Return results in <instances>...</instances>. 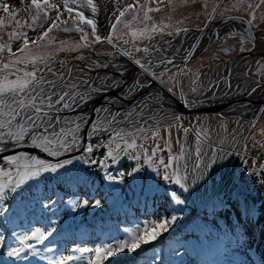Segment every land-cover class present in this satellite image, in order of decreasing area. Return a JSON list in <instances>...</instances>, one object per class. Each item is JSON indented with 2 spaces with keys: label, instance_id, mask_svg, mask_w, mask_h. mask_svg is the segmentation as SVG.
Here are the masks:
<instances>
[{
  "label": "rangeland",
  "instance_id": "1",
  "mask_svg": "<svg viewBox=\"0 0 264 264\" xmlns=\"http://www.w3.org/2000/svg\"><path fill=\"white\" fill-rule=\"evenodd\" d=\"M235 1L240 7H245L247 0ZM40 2L43 4V0ZM48 2L58 7L41 10L38 15L31 0H3L16 14L12 18L0 9V74L8 73L9 79H16L24 72L35 71L37 77L56 82L57 93L84 82L93 74H101L99 79L105 83L111 78L113 81L119 74L98 72L108 67L121 70V76L127 74V81L129 75L135 74L130 64L139 55H143L142 60L146 63L154 64V72H158L170 87L182 85V91L188 92L208 82L206 77L197 75L206 71L205 66H212L213 70H217V66L219 72L223 70L224 65L215 64L213 60L228 57V54L220 52V48L223 44L230 46L234 42L222 36L226 34L223 30L234 26L233 23H224L219 27L220 47L215 43L206 55L199 52L209 39H214V32L202 37L199 43L194 42L196 31L193 29L208 25L210 20L228 13L229 0H92V5H87V0H77L75 5L70 4L74 9L71 14L64 8L63 0ZM130 4L134 8L125 12ZM92 6H95V12ZM76 12H83L84 20H79ZM121 12H125L124 16L120 15ZM250 16L254 25L263 21L261 17L255 19L256 15ZM89 19L95 23V30L85 22ZM53 24L58 27H53ZM77 25L83 31L78 30ZM215 27L212 24L211 29ZM45 32H48L47 36ZM236 43L235 52L264 48L262 42L254 47L240 39H236ZM212 54L216 55L213 59L210 57ZM185 58L188 61L178 63ZM5 63L14 66L5 70ZM173 63L176 64L171 68ZM263 68L256 65L250 74L256 75ZM127 70H131L130 74ZM219 72L211 75L209 83L221 78ZM241 72V64L236 63L231 78H240ZM97 82L80 88L78 94L84 96L83 101L76 97V103L69 98L66 102L72 105L71 108L79 107L88 100L85 94L98 87ZM140 82L143 84L146 80ZM240 85L237 93L247 90L246 83ZM45 88L51 91L46 85ZM132 90L128 89L123 95ZM145 100L147 102L148 99ZM118 101L125 103L120 99ZM145 105L149 115L134 118L113 129L133 131L136 126L158 128L160 138L141 139L145 135L141 133L138 134L137 147L127 148L124 140L114 138L112 130L91 137L79 153L47 159L55 163L74 158L73 165L58 170V174L42 173L41 177L28 181L23 186L22 196L7 192L4 203L14 206L8 212L21 208L27 210L29 216L23 219L27 224L23 234L18 233L20 229L9 221H1L6 232L0 237V264H19L21 257L23 264L28 261L29 255L42 264L45 256L50 258L49 264L69 256L79 259L68 260L66 264H91L96 259L95 249L106 248L123 239L130 240L135 230L149 226L153 221L170 220L173 215L177 217L175 222L170 223L166 231H161L155 240L142 244L136 251L120 252L99 264H264V110L257 116L249 114L246 117L200 113L197 120L191 115H182L177 122L176 114L160 113L153 105ZM155 113L158 115H153ZM109 115L111 113H108L107 122L112 121L114 116ZM115 117L117 120L118 115ZM67 119L75 120V117ZM185 128L189 129L187 134L183 131ZM198 134L202 152L206 154L205 162L214 152L218 157H225L223 163L226 167L218 160L211 168L205 169L201 165L200 169L194 170L197 161L193 157L188 161V177L180 183L175 177L163 180V166H159V174L153 172L159 161L153 157L156 162L150 165L145 149L150 154L156 144L164 148L165 142L170 139L172 153L166 149L157 153V156H164L167 162L168 156L178 153L181 145L186 150L194 147ZM76 135L79 141V132ZM125 139L131 140L130 137ZM117 143L120 149L116 148ZM89 145L92 147L90 153L86 151ZM109 146L115 159H105ZM31 155L40 156L37 153ZM135 156H139V160ZM5 162L0 161V166H4ZM9 167L14 168L12 165ZM133 169L139 171L133 172ZM109 175L115 179L109 180ZM50 184H53L51 188L48 187ZM60 185L63 188L56 192H61V196H52L44 201L50 204L43 208L52 213H49L51 217L34 215L36 198L48 189L52 192L47 195H52L55 187ZM177 198L184 203H177ZM96 200L100 201L98 206L95 205ZM52 201H55L54 205ZM36 229L44 235L39 241L43 252L34 246L38 242L37 237L32 236ZM10 234L18 238L27 235L29 239L23 245L31 244L34 248L24 247L19 258L8 256L4 246ZM51 242L55 246L48 247Z\"/></svg>",
  "mask_w": 264,
  "mask_h": 264
},
{
  "label": "snow or ice",
  "instance_id": "2",
  "mask_svg": "<svg viewBox=\"0 0 264 264\" xmlns=\"http://www.w3.org/2000/svg\"><path fill=\"white\" fill-rule=\"evenodd\" d=\"M264 2V0H262ZM32 6H34L38 15L41 10H46L47 8H57L56 4H49L48 0H43L41 4L40 0H31ZM77 0H63L64 8L69 14H71L74 9L71 5H75ZM87 5H92V0H87ZM86 5V6H87ZM134 8V5H128L125 8V12ZM0 9H3L4 12L8 14L9 17L14 18L15 12L10 11L7 4L3 3V0H0ZM27 10V9H25ZM93 12L96 11L95 6H92ZM125 12H121L120 15L124 16ZM76 17L79 20H84L83 12H76ZM37 17H34L33 20H37ZM85 22L92 26L95 30V23L92 20H85ZM53 27H58V25L53 24ZM78 30L83 31L77 25ZM51 31V28L48 29ZM11 35V34H10ZM45 36L48 35V32L44 33ZM86 39V37H85ZM97 40L100 37H96ZM5 47H7L5 45ZM27 47V43L25 44ZM139 63V61H137ZM11 63H5L3 68L5 70L13 67ZM45 85L48 86L51 91H47ZM57 85L54 81H45L43 77H37L35 71L24 72L23 76H17L16 79H9L8 73L0 74V129H6L7 131H0V141H4L5 138H8L11 141H14L17 145L21 141H25L26 138L30 139L33 147L40 149L43 153H47L51 157H60L63 153L71 151L72 147L77 144V135L82 122H86L85 118L76 117L75 120H68L59 115L63 109H69L72 105L66 102V98H69L76 103V96H79L80 101L84 100V96L76 94L75 96L69 92L57 93L55 91ZM59 106V107H58ZM97 111H100L99 109ZM116 117H112V121H115ZM175 120L179 122L181 117L176 116ZM13 121H16L13 126ZM79 121V122H77ZM110 121L109 123L111 124ZM142 123L146 124V121ZM65 125H74L72 127H65ZM95 130V125L93 126ZM114 138L124 140L127 148L137 147V138L138 134L144 133L145 135L141 136V139H154L159 137V129L144 128L136 126L133 131L125 130H116L112 129ZM184 133L187 134L189 129L185 128ZM68 137H71L69 140ZM125 137H130L129 142ZM116 148L120 149V144H116ZM172 153L171 140L165 142L164 148H161L159 144H156L155 147L151 149L150 154H147V149H145V154L147 155V161L151 165L156 161L153 160V157H157L159 165L157 168H153V172L159 174V166H163V180H170L172 177L176 178V182L180 183L182 180H186L188 177V161L193 157L196 159L194 164V170L201 168V165L205 169L211 168L212 165L217 164L218 160L221 162L222 166L226 167L224 164V156H217L216 153H212L207 162H205V155L202 152L200 135L198 134L195 140V146L191 147L190 150H186L184 145H181L180 151L175 154L168 156L167 162H165L164 156H157V153L163 152L164 150ZM4 147H0V152L4 151ZM124 149H121L123 151ZM87 152L92 151L91 145L86 149ZM226 155V154H225ZM108 157L113 156V149L109 146L107 153ZM135 159L139 160V156H135ZM9 165L13 167H4L0 166V204L3 203L7 192L23 195V186L27 184L28 181L33 180L34 178L41 177L42 173H57L60 169H66V166H71L74 163V158H65L59 160L55 163L42 158L40 156H33L26 152H20L18 154L8 155L3 157ZM82 159V157H81ZM183 162V163H182ZM103 163V162H102ZM181 169H183V175H181ZM139 169H133V172H138ZM14 172V175H13ZM133 173H129L132 175ZM67 175V172H66ZM123 175V174H121ZM109 180L115 179V177L109 175L107 177ZM147 179V178H145ZM195 182V180H193ZM7 190V191H6ZM185 190L187 186L185 185ZM173 197L176 196L175 193H171ZM177 203H184L183 200L176 199ZM87 204V201L84 202ZM52 204H55V201H52ZM100 201L96 200L95 205H99ZM8 208L0 207V212H6ZM177 217L173 215L171 219H162L160 221L150 222L149 226H145L142 229H137L132 233L131 239H123L118 241L115 244L108 245L106 248H97L95 249L96 259L91 261V264H99L100 261L118 255V253L127 251H136L140 248L142 244L150 243L152 240H155L157 236L160 235L161 231H166L167 226L170 223L175 222ZM156 229H159L158 231ZM54 231V229H53ZM51 235V232L48 233ZM33 237H37L38 241H42L44 238L43 233L40 229H36L32 233ZM29 237L24 235L21 237V244L28 240ZM34 248L33 245L27 244L23 245L20 248H10L7 252V255L17 258L20 257V252L23 251V248ZM51 251V249H46ZM83 251H90L89 249H83ZM27 258V257H25ZM79 259V257H64L60 260L53 261V264H66L68 260Z\"/></svg>",
  "mask_w": 264,
  "mask_h": 264
},
{
  "label": "water",
  "instance_id": "3",
  "mask_svg": "<svg viewBox=\"0 0 264 264\" xmlns=\"http://www.w3.org/2000/svg\"><path fill=\"white\" fill-rule=\"evenodd\" d=\"M228 19H234L245 22L247 24V31L249 35H242V37L254 41L253 30L250 27L248 20L244 16L230 15L228 17H225L223 20ZM242 54L239 55L241 56ZM120 71L121 70H116L111 67H108L106 69H100L98 72H104L105 75L107 72H113L119 75L113 81V78H111L110 82L105 83V87H99V85L98 87H94L92 91L97 90V92L91 93L92 91H90V98H88L87 101L85 100L79 107L63 109V111L59 113L60 116L65 118L82 117L85 118L86 121L81 123V127L78 131L81 135V138H79L77 144L72 147L71 151L65 152L63 156L67 157V155L79 153L81 150L84 149L85 142L87 139L109 132L113 128L118 127L120 124L127 123L130 121V119L124 118V114H121L120 112V118L115 122H112L111 124H98V121L102 120L103 115L107 111H114L115 113H117L118 109L126 112H132V110L140 104H148V107L150 105H153L158 110V108L161 109L162 107H170L171 103H173V107L171 109L172 112L187 115L191 114L196 119H199L198 115L200 113H218L224 117H236L237 112L241 110V106L243 107L247 104L253 103L261 105L264 102V94L257 97L254 96L252 93H249V91H242L241 93L235 92L234 83L236 80H231L230 74L228 73L229 71H226V73L221 79L209 83L205 86L198 87L184 94H181L179 92L174 93L166 89L165 87L160 86L165 95L159 98L155 97L154 101L147 103L145 99H149L148 96L151 94L154 95V92L152 90L153 84L157 82L152 81L148 84H139L136 82L138 78H135L132 82L121 81L120 78L122 77V74H120ZM127 71L131 72V70ZM99 76V74H93L84 82L78 83L69 88L68 90H62L60 93L69 92L72 95H76L80 91V88L87 86L90 87L91 83L95 84L96 80L100 78ZM130 88H133V90L129 92V94L123 95L124 92ZM221 91L223 92L221 93V95H219ZM119 99L125 101L126 104H120L118 101ZM98 109L100 111H97ZM71 113L74 115H72ZM147 115L149 114H145V116ZM153 115H158V113H155ZM15 123L16 121H13V126L15 125ZM94 125L95 128L102 130L96 133L93 132ZM67 127H72L73 130H75L74 125ZM0 131L7 130L0 129ZM77 145H80V148H77ZM0 147L5 148L4 151L0 152V161L4 160L3 157L5 156L18 154L20 152H26L29 154L37 153L40 156L49 160H54L55 158H57L51 157L47 153H43L40 149L33 147L30 139L28 138H26L25 141H21L19 145H17L14 141L5 138L4 141H0Z\"/></svg>",
  "mask_w": 264,
  "mask_h": 264
},
{
  "label": "flooded vegetation",
  "instance_id": "4",
  "mask_svg": "<svg viewBox=\"0 0 264 264\" xmlns=\"http://www.w3.org/2000/svg\"><path fill=\"white\" fill-rule=\"evenodd\" d=\"M229 11L226 14L221 15L218 18H214L212 20H210L208 22V25H205L203 27H196L195 30L196 31V38L194 40L195 43H199V41L202 39V37L206 36L208 33L210 32H214V39H209L207 41V43L205 44L204 48L202 49V51L199 52L200 55H206L209 50L212 48V46L216 43L217 45H219L220 47V42H221V38L219 36V30L222 26V24L224 23H233V25H231V28L229 29H225L223 30L226 34L222 35L224 36L226 39L227 38H231L234 40V42L230 43V46H228L227 44H223V47L220 48V52H223L225 54H228V57H219L216 61V59L213 60V62L215 61V64H223L224 68L221 72H219V68H217V66L215 67V69L217 70H213L212 66H205L204 69L206 71H201L200 73H197V75H199V77H206L208 82H206L205 85L209 84V80L211 79V75L215 72H219L221 74V78L224 76V74L226 73V71H229L228 73L230 74V78L232 75V71H233V67L235 66V64H241L242 66V72L239 73L241 76L236 77L235 78V83H234V88H235V92L236 90L239 89V87L241 86L240 84L242 83H246L247 84V90L249 91V93H252L254 96H261L264 94V70H262L260 73H257L256 75H251L250 74V70L253 69L256 65H260L262 67H264V48L262 49H253V48H249L247 50H243L240 52H235L233 51L234 46H237L236 43V39H240L246 43H250L252 45V47H254L256 44L257 46L262 44L264 45V2H262V0H247L246 1V5L244 6H239L237 1L235 0H229ZM230 15H240V16H244L249 24L250 27L253 30V34H254V41L245 39L242 37V35H249L248 31H247V24L243 21H239V20H234V19H228V20H223L225 17H228ZM250 15H256L255 19H257L256 17H261L263 20L259 25H254V23L251 21V16ZM212 24H214L216 27L212 28ZM260 26V27H259ZM258 36H261V38L259 39ZM224 39V38H223ZM259 40V41H258ZM262 42V43H261ZM226 45V46H225ZM238 47V46H237ZM244 53V54H242ZM239 54H242L241 56ZM216 55L212 54L210 55L211 59L215 58ZM255 57L259 58L254 59ZM251 58V59H250ZM134 63L130 64L132 65L131 67L134 68L133 71L135 72L136 76L135 78L138 80L136 81L137 83L141 84L140 80L145 79L146 83L143 84H148L151 83L152 81H156L157 83L153 84V92H154V96L155 97H161L163 95H165V93L163 92V90L160 88V86L165 87L166 89L170 90L171 92H179L181 94L187 93V92H183L182 89V85H180L178 88H172L170 87L169 84L165 83L162 78L159 76L158 72H154V64H150V63H146L145 61H143V55H139L138 57H134ZM137 61H139V63H137ZM185 61H188V58L185 59H180L178 61V63L182 64ZM176 63H173L171 68L175 66ZM129 67V68H131ZM264 69V68H263ZM220 78V79H221ZM219 80V79H218ZM231 80H234L233 78H231ZM214 81H217L216 79ZM213 81V82H214ZM191 91V90H189ZM188 91V92H189ZM153 95V94H151ZM171 103V102H170ZM173 107V103H171L170 107H162L161 109L158 108L160 113H172V114H176L177 116H182V115H187V114H178L177 112H172L171 109ZM246 107L248 109H252V108H256L255 112H250V110L248 112H245L244 110H240L237 112V116L236 117H246V116H250V115H254L257 116L259 115L263 110H264V102L261 105L258 104H247ZM250 114V115H249ZM191 114H188V116ZM240 115V116H239ZM193 116V115H191ZM194 117V116H193ZM195 119V117H194ZM197 120V119H196Z\"/></svg>",
  "mask_w": 264,
  "mask_h": 264
},
{
  "label": "trees",
  "instance_id": "5",
  "mask_svg": "<svg viewBox=\"0 0 264 264\" xmlns=\"http://www.w3.org/2000/svg\"><path fill=\"white\" fill-rule=\"evenodd\" d=\"M51 186H53V184H50L48 187L51 188ZM61 187H62V185L56 186L55 187V190H53V193H51L52 195H47V194H50L49 192H52L51 190L48 189V190H45L44 191V193H43L44 195L41 194L39 197L36 198V200H35L36 203L34 204L35 208H34V211H33L34 212V215L40 214V215H43L45 217L50 216L49 215L50 212H47V210H44V208L48 207L50 204H45L44 201H47L48 198H52V196L54 198L56 196H57L56 198L60 197L61 196L60 195L61 192H56V190H59V188H61ZM33 189H35V187L32 188V190ZM40 205H42L41 208H39ZM5 206L8 208V210H9V208L14 207L13 204L9 207L3 201V203L0 204V207H5ZM30 208H32V207H29V209ZM26 212H27V210H24V209H21V208L18 209L17 211L15 210L13 213H10L8 211H6V212H0V237H1V235H4V233L6 232L5 228H3L2 225H1V221L2 220L9 221L12 226H15L18 229H20L18 233L23 234V232H24L23 229L27 225L26 224V221L23 220V219L24 218H27V216H29V215L26 214ZM50 214H52V213H50ZM44 228L45 227L43 226L42 229H44ZM47 229H48V227L46 228V230ZM14 236L15 235H12V234H10V235L7 236L8 240L6 241V244L4 246V252L7 253L10 250V247H13V246L21 247L22 246V244H21V238L14 237ZM33 241H36V240L34 239ZM25 242L26 241H24L23 244H25ZM207 243L208 242H206V245H207ZM41 245L42 244L39 241L34 243V246H37V247H35V249H41V251L43 252V248L41 247ZM53 246H55V245L52 244V242H51L50 243V246H48V247H53ZM49 260H50V258H48V257L46 258V256H45V258L43 260V263L44 264H49L50 263ZM22 261L23 260H22V257H21V259L19 260V264H21ZM39 261H41V260H39ZM37 262L38 261L35 260V258L33 257V255H31V256L29 255L28 261L23 262V264H42V262H40V263H37Z\"/></svg>",
  "mask_w": 264,
  "mask_h": 264
},
{
  "label": "bare ground",
  "instance_id": "6",
  "mask_svg": "<svg viewBox=\"0 0 264 264\" xmlns=\"http://www.w3.org/2000/svg\"><path fill=\"white\" fill-rule=\"evenodd\" d=\"M119 67H122V65H120L119 64ZM115 69V68H114ZM119 69V68H118ZM128 74H130V72H128ZM133 74V73H132ZM101 75V74H100ZM126 76H128L127 74H124V76H122L121 78H120V80L121 81H125L126 80ZM130 76V79L129 80H127V81H130V82H132L134 79H135V76H136V74H133V75H129ZM98 81V82H97ZM111 81V79H109L108 81H107V83L108 82H110ZM96 82H97V85H102L101 87H105L104 86V83L106 82V81H102L101 79H97L96 80ZM127 83H129V82H127ZM92 91V90H91ZM90 92V91H89ZM89 92H87L86 94H85V98L86 99H88V98H90L89 96H90V93ZM91 93H95L94 91H92ZM221 93L222 92H220V94L219 95H221ZM149 97V102H151V101H154V98H155V96L154 95H150V96H148ZM148 100H147V103H148ZM82 105V104H81ZM122 105H124V104H122ZM146 106L147 105H139V106H137L135 109H133L132 110V112L130 111V112H121V114H124V118H128V119H130V120H132V119H134V118H139V117H143L145 114H147V111L148 110H146L145 108H146ZM150 107H151V105H150ZM241 110H244L245 112H248L249 110H250V112H251V110H252V112H254L255 110H256V108H252V109H248L246 106H241V108H240ZM240 109H238V110H240ZM108 113H111V115L112 114H114V116H116V115H118V119L120 118V110H118L117 109V113H115L114 111L113 112H109V111H107L104 115H103V117H102V120L101 121H98L99 123L98 124H110L109 122H107V116H108ZM111 115H109V117H111ZM117 119V120H118ZM116 121V120H115ZM114 121V122H115ZM100 130H102V129H97V128H95V130L93 129V132H98V131H100ZM81 136V135H80ZM79 137V136H78ZM79 138H81V137H79ZM78 148H80V145L78 146Z\"/></svg>",
  "mask_w": 264,
  "mask_h": 264
},
{
  "label": "built area",
  "instance_id": "7",
  "mask_svg": "<svg viewBox=\"0 0 264 264\" xmlns=\"http://www.w3.org/2000/svg\"><path fill=\"white\" fill-rule=\"evenodd\" d=\"M4 167H9V164L5 162Z\"/></svg>",
  "mask_w": 264,
  "mask_h": 264
}]
</instances>
